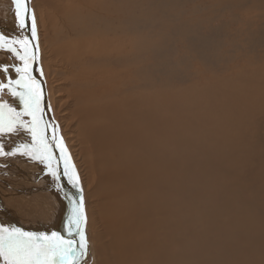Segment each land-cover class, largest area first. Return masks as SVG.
<instances>
[{
  "label": "bare ground",
  "instance_id": "obj_1",
  "mask_svg": "<svg viewBox=\"0 0 264 264\" xmlns=\"http://www.w3.org/2000/svg\"><path fill=\"white\" fill-rule=\"evenodd\" d=\"M9 1L0 0V36L4 37L0 58L10 61V65L2 62L8 72L4 79L0 76L4 86L0 97L11 96L19 108H9L5 98L0 100L7 107L5 119L11 116L17 121L12 131L0 133V160H4L0 186L10 189H0V227L48 238L56 233L66 243L72 241L76 264H264V0L208 1L204 15L227 12L232 23L241 21L252 28L241 40L234 35L233 41L220 43V54L212 59L218 63L208 68L210 74L202 69V56L192 53L195 60L190 67L197 72L194 78L202 81L196 79L182 89L141 77L140 64H126L124 72L116 73H100L90 61L85 64L87 42L99 46L91 54L95 62L113 57L114 64L126 63L124 59L150 50L147 40L134 46L136 32L131 29L135 9L141 7L135 10L137 17L148 14L142 6L147 0L136 4L134 0L58 1V13L67 27L62 34L67 33L70 44L67 53L55 48L52 55L64 63L82 59L74 66L78 80L73 82L90 89L71 112L79 119V131L72 136L86 187L80 178L74 186L79 176L72 152L63 143L64 129L61 133L52 119L59 110L48 99L52 87L46 79L51 71L43 74L38 66L30 16L20 23ZM174 1L162 0L160 9L175 10ZM27 7L30 13L29 0ZM84 22L93 29L83 28ZM21 27L28 43L33 40V61L31 48L27 51L22 43ZM85 32L88 41L82 37ZM179 62L184 63L182 58ZM95 72L100 75L93 76ZM29 87L39 93L38 125L20 96L12 94L17 89L26 93ZM34 126L40 131L35 136ZM16 160L27 166L18 167ZM18 178L22 182L16 185ZM84 188L91 201L86 200L87 227L83 223L81 228L90 232L93 246L85 234L87 247L81 256L80 229L70 221L78 202H83Z\"/></svg>",
  "mask_w": 264,
  "mask_h": 264
},
{
  "label": "rangeland",
  "instance_id": "obj_2",
  "mask_svg": "<svg viewBox=\"0 0 264 264\" xmlns=\"http://www.w3.org/2000/svg\"><path fill=\"white\" fill-rule=\"evenodd\" d=\"M58 1L59 0H43V1L42 0H40V1L39 0H29L30 19H31V22H32V17H34V19H35L36 33H35L34 39H35V43L37 45L36 47L38 50V52H37L38 64H39L38 66H40V70L42 71V73L44 72V70L46 71L48 68L51 71L46 80H47L48 86L52 87L51 88L52 95H50L49 97L47 95V97L49 100H54V103L56 104L55 107H56L57 111L59 110L58 117L57 118L53 117L52 119H54L55 123L59 127V130H60V128L64 129L65 133L64 132L62 133V131L60 130L62 135L65 134L64 135L65 139L62 136L63 143H64L65 147H67L69 152L71 149L72 162L75 166V169H76V172L80 178V181H81V183H83L82 185L84 187L85 186L84 168H83V165H81L80 160L78 159V158H80L79 150L77 149V147H75L76 146L74 143L75 138L72 136L76 133V131H79L78 130L79 119L74 118L72 116V113L77 108L76 107L77 106L76 105L77 100L80 97L84 98L86 93H88V91L90 89L88 87L86 88L85 86L80 85L79 82H73V79H76V78H74L75 77L74 74L78 71L77 68H74V66H76L77 64L79 65V63L82 61V59L80 60L79 63H78L77 58L72 59L68 63H64V60L60 61L58 58H55L54 55H52V51L55 50V48L63 49L67 53V49H68L69 44H70V42H69L70 39L67 38V33L62 34V30H63V32L66 31L67 27L64 23H62V19H63L62 14L58 13L59 11L56 7L58 4ZM136 1L137 0L133 1L134 4H136ZM208 1L209 0H175L173 2L175 10L169 11L168 13H164L163 10L160 9V6L162 5V0H147L146 2H144V5L142 4V6H143V8L145 7L147 11H149L148 14L146 16L143 15V17H141V16L137 17L136 12H138L141 7H139L138 9H135L136 12L134 10L133 15L136 18V21L134 23L136 25V27L133 24L134 27L131 29H133L136 32L135 41H133L134 46L136 48H138L139 47L138 44L139 43L142 44V42H141L142 40H145V43L147 40L149 42L148 44H150V46H151L150 50L147 51L146 53H141L140 55L134 57V59L133 58L124 59V60H127L129 63H127V61L125 63V61H124L123 63H120V64H114V61L112 60L114 58L111 57L112 55H110V54H106V57H108V58L111 57L110 58L111 60L110 59L109 60L108 59H98L96 61H99V62H95V61H93L94 58L91 56V54H92V52H94V50L97 49L95 47V45L98 46V44L93 42V41L87 42L88 44L86 43L87 44L86 46H89L86 49L87 58H86V56H83V57H84L85 61L88 59L89 60L85 64H89L91 62L90 63L91 66L97 68L96 70H99L100 73H103L104 70L106 71V73H109L110 71H115V73H116L119 70L123 71L124 69H122V67H124L126 64H132L135 66L140 64L139 75L141 77L146 76L147 78H151L152 80H156V83L161 82L162 85H165L166 87H170V88H175V89H178V88L182 89V88H185V87L191 85L197 79V78H194L195 77L194 73H197V72L194 69H192V67H190L191 64L195 60V56L192 53L199 54V56H202L199 58L200 59L199 62L202 65V69H204L207 72V74H210V73H208V68L210 66H214L213 64L216 65L217 60H212V59L214 58V56H217L218 54H220V49H219L221 47L220 43H223V41H230V40L233 41L234 35H239V39L241 40L244 37L245 31L248 32L252 28L245 22L237 21V22L232 23L234 19L231 18L227 12H222L221 14L219 13L215 16L214 15L212 16L209 14L207 16L204 15L203 12L206 11V9H208L207 8L208 6H210V3ZM2 2H3L2 5L7 4V1H2ZM9 2L13 4V0H10ZM12 6H10V7H12ZM209 8H211V7H209ZM191 9H193V11ZM201 9H202V11H201ZM38 11H40L43 14V15L41 14V19H42V21L46 27L45 30H44V28H42L40 26V23H39L40 22V14L38 13ZM15 12H16V8H15ZM201 13H203V14L201 15ZM147 16H148V18H147ZM147 20H148L149 24H147ZM198 20L200 21V23ZM240 20H243V19H240ZM21 21H22V17H21L20 23H21ZM59 22L62 25V29H61V26L59 25ZM63 24H64V26H63ZM137 24H140L141 27H140V25L138 26ZM240 27H242V32H238ZM83 28H87L86 30L93 29L89 26V23H85V22L83 23ZM186 28L189 31H187ZM190 28H192V29H190ZM208 28H211V29H208ZM231 28H233V29H231ZM23 29L21 27V31H22L21 40H22V43L26 46L27 51H29L30 46H29V43L27 41V37H26ZM147 31H149L148 34H147ZM200 32H202V33H200ZM45 33L47 34L46 38H45ZM56 35H58V37L60 36L63 39L60 38V40H57L55 37ZM82 37L87 38V41H88L89 37H90L89 32H85ZM225 37H226V39H225ZM203 38H204V40H203ZM208 38H210V39H208ZM208 40H209V42H207ZM212 42H213V44H212ZM209 43H211V44H209ZM214 44H216V45H214ZM7 45L10 46V43ZM109 49L111 50L110 47H109ZM188 49H189L188 54L187 55L185 54L183 56L184 57L183 58L182 55L184 54V51H186ZM110 50H108L107 53H109ZM207 50H208V52H207ZM217 51H219V52H217ZM27 54H29V52ZM205 55H207V56H205ZM25 56L27 57L26 52H25ZM205 57H206V59H205ZM79 58H81V57H79ZM181 58L184 61L183 64H182V62H179V60ZM7 59L8 58L1 57L0 58V62H1L0 66L5 67L4 64L10 65V61H9V59L8 60ZM2 60H4V61H2ZM23 61L26 62L25 59H23ZM211 61H213V62L211 63ZM2 62L4 63L3 65H2ZM143 62H146L148 64L146 65ZM217 63H218V61H217ZM26 65H27V62H26ZM28 65H30V62H28ZM28 68H29V66H28ZM206 68H207V70H206ZM28 71H29V69H28ZM5 74L6 73H4L0 76L3 77V76H5ZM95 75H100V74L98 72H95L93 76H95ZM122 75H124V74H121L119 76H122ZM70 77L72 79H70ZM2 79H4V77ZM76 80H78V79H76ZM197 81L201 82L202 80L197 79ZM48 82L50 84H52V86ZM2 85H3V83H2ZM45 88H46V86H45ZM21 90H23V89H21ZM78 92H81V96H78L79 95ZM73 96L75 99L74 98L72 99ZM0 100L6 101L7 105L8 106L10 105L9 108L11 106H14V105H15V109L19 108L18 104H15L16 101H13L14 99L11 98V96L9 97V95L8 96L6 95L4 97H0ZM12 103H14V104H12ZM5 108H7V107L5 106ZM13 111H16V110H13ZM73 118H74V120H73ZM66 124H68V126ZM75 126H77V127H75ZM68 128H69V130H68ZM35 129H36V131H38L36 127H35ZM73 129H74V133H73ZM38 132L40 133V131H38ZM47 150H48V147H47ZM45 153H46V151H45ZM7 157H13V156L7 155ZM13 163H15L18 167L20 166L21 168L22 167L25 168L27 166V165L23 164V162L19 163V160L13 161ZM0 165L2 166L1 170H0L2 172V170H3L2 168H4V160H0ZM8 167H11V166H8ZM33 172H36V169L33 168ZM17 182L16 183L14 182V183L16 185H18L19 182H22V181H20L18 178ZM28 184H30V183H28ZM34 184H36V185H34L33 187L38 186L37 183H34ZM0 189H2V191L3 190L4 191L9 190L10 191V189L5 187V186H0ZM85 189H87V188H84V190H82L83 193H82L81 197L83 199L84 209H85V214H84L85 222L84 223H85V226L87 227L86 203L90 202L91 199L87 200L86 197L84 196L85 195ZM0 200H2L1 197H0ZM86 200H87V202H86ZM3 202L4 201H2V203ZM4 206H6V205H4ZM3 211H6V210L4 209ZM19 217H21V216H19ZM96 223L94 225V230L98 231V233H99L101 228L98 226L99 224L96 225ZM17 224H19L18 220H17ZM52 229H53V227H51L50 231ZM89 233H90L89 231H87V233L85 231L86 240L87 239L89 240ZM89 244H91L93 246V242L90 241Z\"/></svg>",
  "mask_w": 264,
  "mask_h": 264
},
{
  "label": "snow or ice",
  "instance_id": "obj_3",
  "mask_svg": "<svg viewBox=\"0 0 264 264\" xmlns=\"http://www.w3.org/2000/svg\"><path fill=\"white\" fill-rule=\"evenodd\" d=\"M13 4L16 7V18L21 20L23 15L22 24L27 21L30 16L27 7V0H13ZM35 19L32 17V34L35 37ZM4 37L0 36V40ZM35 59V56H33ZM0 71L8 72L7 66L0 68ZM3 85L0 84V91L3 90ZM13 95H19L21 100L25 102L28 114L33 117L34 125H38L36 118V112L39 111L40 100L39 93L34 92L30 87L28 92H21L18 89L12 91ZM13 111L8 109V112ZM19 116V113H17ZM17 121L11 116L5 119V106L0 103V133L12 131L13 125ZM36 129L33 128V135L35 136ZM62 143V141H61ZM46 151V146L44 148ZM0 152H3L2 146H0ZM71 179V178H70ZM79 184V177L76 178L74 186ZM85 222V216L83 213L82 200L77 204L74 209V219L70 223H74L75 226L80 229L79 235L82 237L79 245L81 252L80 255H84V250L87 247L86 240L83 239L85 233L83 232L81 225ZM72 241L67 243L62 237L57 236L56 233H52V238H48L44 235H36L31 232L22 231L19 228L7 229L0 227V258L3 260V264H76V249L72 248Z\"/></svg>",
  "mask_w": 264,
  "mask_h": 264
},
{
  "label": "water",
  "instance_id": "obj_4",
  "mask_svg": "<svg viewBox=\"0 0 264 264\" xmlns=\"http://www.w3.org/2000/svg\"><path fill=\"white\" fill-rule=\"evenodd\" d=\"M27 2H28V0H27ZM32 41H33V40H32ZM32 41H29V44H30L31 55H32V56H31V55H30V56H31L32 61H33V60H34V59H33V56H35V50L33 49V42H32ZM45 131H46L45 133H46V135H47V136H46V141H47L46 143H48V144L50 145V147H51L52 142H51V140H50V138H49L48 130L45 129ZM47 147H48V146H47ZM78 203H79V202H78Z\"/></svg>",
  "mask_w": 264,
  "mask_h": 264
}]
</instances>
